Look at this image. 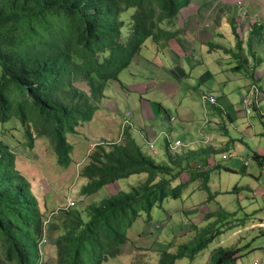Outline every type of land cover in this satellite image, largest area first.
Wrapping results in <instances>:
<instances>
[{"label": "trees", "instance_id": "16d2710c", "mask_svg": "<svg viewBox=\"0 0 264 264\" xmlns=\"http://www.w3.org/2000/svg\"><path fill=\"white\" fill-rule=\"evenodd\" d=\"M192 1L0 0V124L19 123L25 149L44 139L56 162L69 166L75 151L69 137L77 138L78 128L93 118L107 83L119 81L146 41L176 36L177 30L163 24L172 23ZM130 8L133 12L123 19ZM128 124L117 139L90 144L78 171L83 181L79 193L90 196L133 174L144 173L145 179L97 202L82 200L79 206L74 202L58 210L61 232L47 235L44 244L49 217L16 167L17 147L0 131V264H101L124 252L127 231L142 211L150 219L151 210L166 198H182L189 183L199 180L196 189L206 191L207 200L215 197L207 171L190 166L185 154L170 151L168 145L166 159L157 160L144 151ZM228 214L220 209L205 217L225 219ZM234 222L218 223L196 243H179L175 250L174 243L168 245L158 251L157 264L193 259ZM243 254L242 247H220L212 264H235Z\"/></svg>", "mask_w": 264, "mask_h": 264}, {"label": "crops", "instance_id": "0c3cea01", "mask_svg": "<svg viewBox=\"0 0 264 264\" xmlns=\"http://www.w3.org/2000/svg\"><path fill=\"white\" fill-rule=\"evenodd\" d=\"M183 12L186 16L181 24L167 27L177 30L176 36L146 41L127 67H142L145 74L136 75L141 83L115 81L129 95L137 91L139 100L132 98L133 119L129 109L121 111L116 106L115 111L117 109L122 118L127 113L131 132L145 148L150 149V144L154 148L155 143L161 141L162 155L155 153L161 160L166 159L168 139L180 140L182 145L177 151L187 156L188 164L208 172V186L215 197L193 198L196 191L207 193L196 189L199 184L196 180L183 190L186 192L182 198L190 200L184 209L197 203L206 205V213L221 209L235 214L236 211L226 209L249 208L245 218L232 220L236 225H243V230H249L248 238L255 233L264 234V217L258 214L264 208V186L261 188L259 183L264 173V0H193L181 9L179 16ZM238 28L242 30L239 40L236 39ZM143 50L150 52L149 58L153 55L155 59L145 60ZM254 90L259 91L257 96ZM147 93L153 98H144ZM248 93L251 110L246 112L242 98ZM204 96H214L215 102H209ZM107 97L105 93L101 103ZM98 114H102L100 119L106 122L110 119L118 124L122 119L111 118L98 109L89 125L96 124ZM121 128L122 121L120 131ZM241 191H247L249 196L234 197V193L241 195ZM256 191L263 201L258 209L249 206L254 204ZM229 194H233L232 201L224 199ZM172 210L177 212L180 208ZM188 213L191 214L188 221L193 227L191 231L195 230L196 223H209L215 217L196 220L195 211ZM237 232L239 228L232 235ZM246 246L256 248L247 240ZM261 249L264 254V247Z\"/></svg>", "mask_w": 264, "mask_h": 264}, {"label": "rangeland", "instance_id": "374dc122", "mask_svg": "<svg viewBox=\"0 0 264 264\" xmlns=\"http://www.w3.org/2000/svg\"><path fill=\"white\" fill-rule=\"evenodd\" d=\"M132 12L133 9L131 8L126 10L124 13H122V18L127 19ZM185 16L186 13L183 12L180 14V16L178 15L172 23L163 24V27L167 28L170 26V24H181V22L185 20ZM241 32L242 30L238 28L237 34L239 37L241 35ZM149 41H151V39ZM141 54L143 58H145V60H150L151 58L155 59V56L153 55L151 58H149L150 52H147L146 50H143ZM141 60L146 62L143 59ZM142 72V67L132 65L129 68L126 67L125 69H123L120 72L118 78L123 83H126L128 81H130V84L138 82L141 83L140 79H136V75L142 76L143 74H145V72ZM147 72H149V69L147 70ZM76 84L79 87L86 89V85L82 82H77ZM119 85V82L115 81H110L109 83H107L104 92L106 93V95H108V97L106 100L102 101L99 109H102L103 111H105L106 115H109L111 118L114 117L116 120L119 117L118 110L116 109L115 111L116 106L121 111L129 109L131 112L130 117H132L133 119L135 112L134 107H132V98H139L137 91H134V94L129 95V93L123 91V89H121ZM143 97L148 99L153 98L149 93H147ZM101 117H103L102 114L100 116L98 114L97 117H95L99 119L95 120L96 124L91 123V125H89L90 123H86L83 126L79 127V134L76 135L77 138L73 136L69 137L70 142L74 145L75 156L73 155L74 161L65 168L61 167L56 162L55 154L51 146L48 144V142L46 143L44 139H37L34 143L33 148L26 147L27 149H25L23 144H21V142L24 141V138L20 124L17 122L0 124V131H2L1 136H3L5 140H8L11 145L13 144L12 146L17 147L16 167L30 181V185H32L33 191L37 193L40 206L44 211L45 216L49 217V222L46 224L45 228L47 239V235L57 236V234L61 232L59 223V221L61 220V213L60 211L56 212V210L58 211L61 208L64 209L67 204L68 197L76 202V205H78L82 200H84L86 203L97 202L103 197L108 196V194L115 192L116 189H122L126 191L129 190L132 185H136L137 183L143 181L146 177V174L144 173L133 174L128 178L117 181L113 186L108 185L104 189H100L97 193L90 196L82 197L80 195L79 188L80 184L83 181L82 178L79 177L78 171L81 166L87 161V152L92 149V146L90 144L106 138L117 139L118 136L121 135L120 125L122 121V115L119 117L121 120L120 122H118V124L117 121H113L110 119L107 122L105 120H101ZM111 128L113 130H116V133L113 132ZM121 129L123 130V127ZM137 137H139V135H137ZM172 140H174V138H172ZM160 142L161 141L155 143L153 149H147L143 145L142 146L145 152H151L153 153V156L157 158V160H161L160 157L156 156V154L162 155V145ZM263 175H260L259 181L261 188H263L264 186ZM183 177L186 178L187 175L184 174ZM213 179H219V177ZM185 192L186 191H183L184 194ZM202 193L203 192L196 191L193 198L196 197L197 200L200 199V197L207 198L208 194ZM236 196H238V198H241L242 196H249V193L247 191H241V195H238V193H234V197ZM232 197L233 194H229L225 195L224 199H229L230 201H232ZM253 199L254 204L251 203L249 206H254L258 209L259 205H261V203L263 202L261 195H259V192H254ZM243 200L246 201V199ZM189 202L190 200L184 198V196L183 198L178 199L168 197L163 201L161 206H155L151 210L150 219H148L147 214L142 211L140 217L127 231L129 242L128 245L124 247V252L117 257L109 258L101 264H131L133 262L138 264H157L159 250L167 248L168 245L172 243H174V247L172 248V250H175V246L179 243H196L199 239L208 237L210 233L218 227V223H221L226 219L227 221H234L232 219L235 218L239 219L240 221L245 216L244 214L250 210L249 208L226 209L229 212H232L234 210L237 213H229L228 216L225 217V219H222V217L217 218V216H215L214 218L211 217L212 219L209 218L211 219V221L217 219L218 221L214 222L213 224H210L211 221L209 223L207 221L196 223L195 230L191 231L193 229L192 224H188L189 219H191V214H189L188 212L195 211V213L197 214L196 220L200 217L203 218L205 214L209 213H206V211L208 210L204 203H197L189 209H184L189 205ZM246 203L248 204V202ZM213 204L214 203H211V205ZM174 207L180 208V211L173 212L174 210L172 209ZM51 211H54V213L50 214L49 216V213ZM182 211H186L187 214H183ZM258 214L259 216L264 217V208H262V210H259ZM191 223H193V221H191ZM175 224H178L179 226H174ZM56 227H59V229L56 230ZM172 228H175L174 231H172ZM238 228L240 232L232 235V232ZM249 233V230H243V225L241 224L233 226L231 228H227L220 234L216 235L214 239L210 243H208L201 252L197 253L193 259H190L188 256H184L182 258H178L174 264H212V260L215 259V250L220 247L230 248L235 246L242 247L244 250V254L237 259L238 261L236 264H254V261H256L257 264H264V254L263 250L261 249L262 247H264V234L255 233L251 238H248ZM246 240L247 242L251 243V246H256V248L249 249V247L246 246ZM188 246L191 247L192 245ZM45 258L46 257L43 255V259ZM11 264H18V262L15 260L11 262Z\"/></svg>", "mask_w": 264, "mask_h": 264}, {"label": "built area", "instance_id": "2783aa9c", "mask_svg": "<svg viewBox=\"0 0 264 264\" xmlns=\"http://www.w3.org/2000/svg\"><path fill=\"white\" fill-rule=\"evenodd\" d=\"M239 3V2H238ZM252 93V92H250ZM250 93L246 94L243 98H242V106L245 108L246 112H249L251 109H250V103H251V96H250ZM259 93L258 90H254L253 94L254 96H257ZM204 98L208 99L209 102L211 103H214L215 102V97L214 96H204ZM127 113L124 114L123 118H122V127H124L127 123H128V117L126 115ZM123 131V130H122ZM121 131V133H122ZM166 138L168 139V137L166 136ZM168 148L170 151L172 152H176L177 149L182 145V142L180 140H175L174 142H171L169 139H168ZM153 148V145L150 144V149ZM247 163V162H246ZM263 172H264V163H263ZM264 174V173H263ZM70 206H74V201L70 199V197L67 198V204L65 207H70ZM62 209V208H61ZM60 210V209H59ZM57 212V210H56ZM54 213V211H51L49 213V216L50 214ZM49 219V218H48ZM47 219V220H48ZM47 242V238H46V233L44 232L43 234V237H42V243H46ZM254 264H257V262L255 261Z\"/></svg>", "mask_w": 264, "mask_h": 264}]
</instances>
